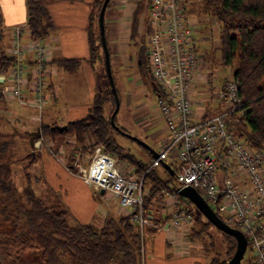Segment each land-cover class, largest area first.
Segmentation results:
<instances>
[{
	"label": "built area",
	"instance_id": "2783aa9c",
	"mask_svg": "<svg viewBox=\"0 0 264 264\" xmlns=\"http://www.w3.org/2000/svg\"><path fill=\"white\" fill-rule=\"evenodd\" d=\"M187 10L186 0H151L149 6V72L160 91L157 107L169 131L157 157L141 176L135 170L125 175L117 157L97 146L79 173L87 184L118 200L124 217L138 226L144 257L147 227L172 238L181 236L182 243H188L195 224L193 214L183 207L172 206L164 221H155L146 211L145 178L150 170L172 159L176 187L172 193L162 192L177 196L185 188L196 189L225 223L244 233L253 263L264 264V151L251 147L237 134L238 118L247 110L242 109L239 84L233 77L212 94L222 109L211 116L199 113L202 104L195 99L197 85L207 80L195 43L196 29ZM26 32L28 24L12 29L9 53L15 62L3 76L1 92L7 100L33 108L41 119L50 102L47 45L40 39L33 41V63L28 64L22 43ZM43 147L55 155L41 133L34 149Z\"/></svg>",
	"mask_w": 264,
	"mask_h": 264
},
{
	"label": "trees",
	"instance_id": "16d2710c",
	"mask_svg": "<svg viewBox=\"0 0 264 264\" xmlns=\"http://www.w3.org/2000/svg\"><path fill=\"white\" fill-rule=\"evenodd\" d=\"M103 1H95L97 17ZM145 1L139 0L133 13V38L138 36L141 16L147 10ZM109 5L110 2L108 7ZM187 12L189 15L194 10L189 9ZM27 14L30 39H48L56 26L45 0H27ZM201 14L214 16L220 24V63L234 68L233 79L239 84L242 109L247 110L238 118L237 134L251 147L264 151V0H202ZM1 24L0 7V75H8L15 60L5 50ZM146 33H150V30ZM89 42V61L94 63L104 58L99 27L96 32L90 26ZM145 52L140 47V71L143 78L148 76ZM63 62L71 63L70 67H74L78 60ZM2 87L3 84L0 83V108L6 103L1 92ZM153 91L160 94L154 81ZM109 102L115 108L111 89L97 93L89 113L82 119L69 122L66 131L60 132L54 125L42 124L41 133L51 138L73 135L83 153H91L95 147L101 146L119 161L127 159L128 162L136 163L139 167L137 173L141 176L147 167L130 155L116 139L113 132H120L114 129L111 117L105 112V106ZM232 119H235L234 114ZM8 151L9 143H0V252L4 256L3 264H143L140 232L138 226L129 218L109 217L102 225L70 224L66 208L60 203L45 202L33 190V181L36 180L30 167L36 159L33 157L35 154L29 153L16 158L12 155L4 157ZM15 163H22L21 170L13 168ZM168 167L174 172L173 175L166 169L164 178L152 169L145 178V188L149 182L151 184L148 194L145 195L148 214L153 210L154 200L164 195L163 189L168 188L170 182L176 184V169L173 165ZM20 171L24 172L26 178V185L22 189L16 186L14 180ZM197 211L196 215L190 211L195 218V224L190 228L189 239L194 242L197 237L204 242L202 234L205 227L213 225L198 209ZM197 224H200L199 229L196 228ZM154 231L155 228L147 227L146 235ZM220 232L226 241L225 255H214L208 264H227L235 252L236 239ZM248 261L249 264H254L252 257Z\"/></svg>",
	"mask_w": 264,
	"mask_h": 264
},
{
	"label": "crops",
	"instance_id": "0c3cea01",
	"mask_svg": "<svg viewBox=\"0 0 264 264\" xmlns=\"http://www.w3.org/2000/svg\"><path fill=\"white\" fill-rule=\"evenodd\" d=\"M95 1L45 0L56 26L50 37L42 40L47 45L50 73L48 74L46 89L50 96V102L40 119L33 108L9 101L3 96L6 103L0 108V121L8 123L13 128L20 124L32 126V129L24 130L21 133L22 135L16 133L15 130L6 133L7 136L9 135L8 138L13 146L16 137L29 138L28 132L38 128L41 130L42 124L64 126L68 125L69 122L84 118L89 113L94 96L108 90L104 84L100 86L96 76V66H93L89 61L91 56L89 28L91 26L92 29H95ZM126 6V0L110 1L107 10L111 14L107 16L105 13L106 39L111 52L110 57L114 52V55L117 54V62L120 65L124 64L126 68L134 66L137 86H143L146 83L138 65V56L140 55L138 36L132 37L133 13L137 3L129 6L130 14L124 12ZM0 7L2 12L1 30L4 34L5 50L11 56L9 52L12 42V29L28 22L27 0H0ZM142 18L143 15L141 20H143ZM141 23L138 32L142 28L143 24ZM197 26L196 32L201 36L202 42V50H199L200 57L203 60L201 68L203 73L209 74L206 72L208 71L207 68L211 67L216 61V53L218 50L220 52V47L217 45L214 49L211 48L210 40H208L210 36L207 35L209 30L207 24H197ZM32 42L29 32L24 33L22 43L26 49L25 61L28 64L33 63V53L30 50ZM74 59L78 60L77 65L74 67H70L71 63L66 64L63 62ZM3 76L5 75H0L1 84H3ZM197 86L200 93L207 95L206 93L211 92L203 81L199 82ZM198 108L199 113L211 116L218 113L222 109V105L213 103L208 104V106L199 105ZM139 114L145 118L143 122L148 121L146 120L148 115L145 112H139ZM158 114L162 119L159 111ZM164 125L162 136H155L160 143V149L169 135L168 128L166 124ZM45 138L55 155L45 147L41 150H35L29 141V145L33 148V152L30 153H34L33 157L36 158L30 167V172L36 180L33 181V188H38L35 191L36 194L49 204L60 203L62 207L66 208L68 212L67 219L70 224L102 225L109 217L115 219L124 217V211L121 210L116 198L98 191L87 184L80 176L79 169L89 164L86 165L85 162L88 161V157L90 161L91 153L80 151L76 138L70 134L54 138L45 135ZM153 158L154 155L151 153V160ZM165 165L175 166L172 159L166 161ZM161 166H163L166 173V167L163 164ZM138 169L139 167L134 169L135 172ZM15 170L17 169L15 168ZM22 173L25 177L24 172ZM148 190L147 187L146 194H148ZM162 197H165V194ZM152 208L150 217L155 221H164L172 206L167 199L163 198L162 204H159L158 200H154ZM180 237L177 236V239L172 238V236H168L167 233L157 229L154 233L147 234L143 264L209 263L211 258L208 259L200 249L193 247L194 245L189 247L187 243H182L183 240Z\"/></svg>",
	"mask_w": 264,
	"mask_h": 264
},
{
	"label": "rangeland",
	"instance_id": "374dc122",
	"mask_svg": "<svg viewBox=\"0 0 264 264\" xmlns=\"http://www.w3.org/2000/svg\"><path fill=\"white\" fill-rule=\"evenodd\" d=\"M138 0H126V14H130V5H134L137 3ZM145 3L147 4V10L143 13V20H141L142 28L139 30L138 34V43L140 47H143L146 51H148V36L147 30H150L148 24H149V6L151 3V0H146ZM188 10L193 9L194 12H191L189 14L191 20L194 23V28L197 29V24H207L209 27V30L207 31V35L209 37L208 40H210L211 48L214 49L215 46L219 45V39H218V32L220 28V24L214 16H206L204 14H201V4L202 0H186ZM107 16L110 15V11L107 10L106 12ZM98 10L95 9V31H98L99 23H98ZM195 43L197 45V50H202V42H201V36L195 32ZM210 46V44H208ZM211 55H213L211 53ZM216 61L211 65V67L207 68L209 74L203 73L205 76L204 80L207 84L208 88L212 90V94L214 95L216 91L221 87L223 82L227 79H230L233 75V67H225L220 63V52L219 50L216 53ZM117 54L114 55V52H112L111 59H112V72L114 76V81L116 85V89L118 92L119 100H120V109L116 115V122L119 127H122L125 129V132L129 133L132 136L138 137L142 141H144L151 150H154L158 152L160 150V143L157 140V135L162 136L163 131L165 127V122L159 117L158 114V98L155 92L153 91V88L150 86L149 82H153L152 78L150 77L149 72L147 73V78L144 77V81L148 83V85L143 86H137L136 81V71L135 67H125L124 64L120 65L119 62H117ZM97 62V64H96ZM96 62L92 63L93 66H96V76L98 81L100 82V86L104 84L108 89H111L109 80L107 78L106 74V65H105V59L100 58ZM131 64V62H130ZM141 76V75H140ZM142 77V76H141ZM143 79V78H142ZM141 81V82H144ZM149 81V82H148ZM145 82V83H146ZM101 89H103L101 87ZM200 93V91L197 93L196 101L198 104L207 105L208 104H215L217 103L214 99L211 93ZM212 97V98H211ZM213 100V101H212ZM211 102V103H210ZM144 107V108H143ZM143 108V109H141ZM197 109V108H196ZM115 108L111 102L106 104V115L110 118L114 112ZM140 110V111H139ZM140 113L145 112L147 114L148 118L143 122L145 118ZM145 116V115H144ZM115 122V123H116ZM144 124V125H143ZM26 129H32V126H28L27 124H20L16 128H13L6 122L0 121V143L2 142H8L9 143V150L8 153L4 155L5 156H11L16 158L17 157H24L26 154L33 152V148L29 145L30 138L25 137L22 138L21 136L16 137V141H14L15 145L13 146L11 143V140L8 138L6 133H11L12 131H16V133L24 132ZM35 131V130H34ZM146 131V132H145ZM162 131V132H161ZM116 139L118 140L119 144L125 148V150L132 156H134L138 161L143 163L146 167L149 166L151 163V150L146 148L145 146L141 145L137 141L123 135L117 132H113ZM149 135V136H147ZM154 136V137H151ZM32 150V151H31ZM150 153V154H149ZM91 156V155H90ZM2 157V156H0ZM89 161V157H88ZM86 160L85 164L87 165L89 162ZM24 162V161H22ZM120 166L123 170L125 175L129 174L132 170L136 169L138 165L136 163L128 162L127 159L120 160L119 161ZM22 163H18L17 165H13V168L17 170H21ZM154 170L161 176H164L166 178V173L163 168L157 167L154 168ZM130 171V172H129ZM15 184L19 189H22L23 186L26 185L25 177L23 176L22 171H20L17 175L14 177ZM148 184V183H147ZM148 184V188L150 187ZM176 187L175 182H170L169 187L166 188L167 191L173 192ZM38 188H33L34 191H37ZM147 189V188H146ZM163 198L167 199L169 204L173 207H183L186 208L195 215L198 214L196 206L183 199L181 195L172 196L165 194V197H161L158 199L159 204L163 203ZM197 229L200 228V224H197ZM189 235V234H188ZM202 237L204 239V242H201L198 240V238H195V241L190 243L188 242L187 245L189 247H197L198 250L202 251L208 259L212 258L214 255L218 254L221 257H224V253L226 251V241L225 237L221 234V232L213 226H206L205 230L203 231ZM252 257V253L249 249H247L245 253V257L241 264H249V259ZM4 256L0 252V264H3L4 262Z\"/></svg>",
	"mask_w": 264,
	"mask_h": 264
},
{
	"label": "water",
	"instance_id": "95a60500",
	"mask_svg": "<svg viewBox=\"0 0 264 264\" xmlns=\"http://www.w3.org/2000/svg\"><path fill=\"white\" fill-rule=\"evenodd\" d=\"M111 0H104L103 4L100 8L99 11V17H98V21H99V30H100V38H101V44H102V48H103V52H104V59H105V65H106V74H107V78L109 80L110 86H111V90L113 92L114 98H115V110L111 116V123L114 127L115 130L119 131L121 134L137 141L138 143H140L141 145L145 146L146 148H148L149 150L150 147L141 139H139L138 137L132 136L129 133L123 131L116 123H115V117L120 109V100H119V96H118V92L116 89V85H115V81H114V76H113V72H112V64H111V57H110V51L108 48V43H107V39H106V30H105V13L108 7V4ZM56 128L60 131H66L68 129V125H64V126H56ZM28 136L30 138V143L32 146H34V143L40 139L41 136V130L40 128H38L35 131L32 132H28ZM151 152L153 153L154 157H157L158 152L151 150ZM167 170H169L171 172V174L173 175L174 172L172 170H170V168L165 165V162L162 163ZM102 193H104L103 190H101ZM180 195L189 200L191 203H193L196 208L199 210L200 213H202L204 215V217L214 226L216 227L218 230L222 231L223 233H226L232 237H234L236 239V249L235 252L233 254V256L228 260L227 264H241L244 257H245V253L247 251L248 248V240L245 237L244 233L234 227L229 226L227 223H225L222 218L214 211V209L212 207H210L208 205V203L203 199V197L197 192L196 189L192 188V187H188L185 188L183 190H181Z\"/></svg>",
	"mask_w": 264,
	"mask_h": 264
},
{
	"label": "flooded vegetation",
	"instance_id": "af4514ba",
	"mask_svg": "<svg viewBox=\"0 0 264 264\" xmlns=\"http://www.w3.org/2000/svg\"><path fill=\"white\" fill-rule=\"evenodd\" d=\"M146 53V55H147V59H148V55H149V52L148 51H146L145 52ZM138 65H139V70H140V64H141V61H140V55L138 56ZM147 70H148V72H149V64L147 65ZM140 73H141V71H140ZM149 74H150V72H149ZM142 75V74H141ZM146 82V81H145ZM149 82V81H148ZM150 83V86L153 88V82H149ZM146 85H148V83L146 82Z\"/></svg>",
	"mask_w": 264,
	"mask_h": 264
}]
</instances>
